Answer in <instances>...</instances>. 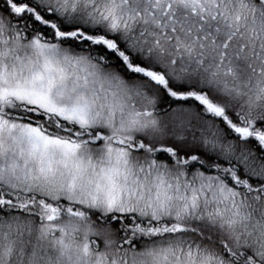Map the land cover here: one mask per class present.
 <instances>
[{"label": "snow or ice", "instance_id": "obj_1", "mask_svg": "<svg viewBox=\"0 0 264 264\" xmlns=\"http://www.w3.org/2000/svg\"><path fill=\"white\" fill-rule=\"evenodd\" d=\"M0 264H264V0H0Z\"/></svg>", "mask_w": 264, "mask_h": 264}]
</instances>
